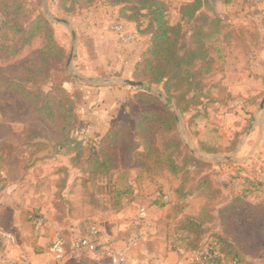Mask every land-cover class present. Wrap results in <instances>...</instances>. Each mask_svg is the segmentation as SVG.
I'll list each match as a JSON object with an SVG mask.
<instances>
[{
	"label": "trees",
	"instance_id": "16d2710c",
	"mask_svg": "<svg viewBox=\"0 0 264 264\" xmlns=\"http://www.w3.org/2000/svg\"><path fill=\"white\" fill-rule=\"evenodd\" d=\"M79 1L56 0L57 7L66 12L72 11L73 3ZM95 1L86 0L82 6L94 7ZM104 2L118 7V23L134 24L136 37L148 38L133 67L132 78L159 86L167 103L152 94L150 86L136 87L139 89L137 101L140 97L145 104L161 107L134 111L132 130L126 122L117 121L96 142L98 149L94 150L91 146L94 140L76 137L81 128L79 108L83 93L65 87V83H73L75 78L66 70L69 53L58 41L54 23L43 11L30 15L27 0H0V55L20 56L31 45H39L37 59H31L18 70L2 68L0 78L7 89L27 102L32 114L53 129L52 133H46L37 126L28 128L23 144L45 147V144L32 141L39 136L50 139L58 151L69 156L70 164L86 174L87 180L94 185L101 178L112 176L124 144L128 155L126 161L140 168L147 177L160 179L172 174L179 180L174 189L178 201L191 196L203 201L199 211L184 213L170 228L169 238L175 249L189 251L195 257L205 245V239L215 237L220 243L224 264H255L264 255V195L257 192L264 183L248 179L241 194L226 193L213 176V162L186 151L178 132V124L183 118L187 131L197 136L199 150L213 154L222 150L217 143V129L208 124L204 126V132L200 128L202 120L208 119L202 106L209 104L207 79L215 69L214 55L219 50L218 40L223 33L217 1L190 0L184 4L181 13L187 28L168 21L164 0ZM222 2L228 4L231 0ZM141 18L148 21L143 30ZM61 66H64L63 71H59ZM257 99L253 97L250 101L259 106ZM171 102L178 108L181 118L169 107ZM250 114L246 128L253 118V113ZM238 142L239 138H236L223 151H232ZM245 210L255 221H261L259 237L242 232ZM213 223L221 226L219 231L214 230L217 233L210 232ZM260 238L263 242H259Z\"/></svg>",
	"mask_w": 264,
	"mask_h": 264
},
{
	"label": "crops",
	"instance_id": "0c3cea01",
	"mask_svg": "<svg viewBox=\"0 0 264 264\" xmlns=\"http://www.w3.org/2000/svg\"><path fill=\"white\" fill-rule=\"evenodd\" d=\"M103 8L98 10L94 7L89 10L91 21L97 23L88 26L90 34L84 45L91 65L92 56L97 57L99 67L95 66V69L101 74V78H114L110 77L114 76V71L124 73V59L127 55L122 49L119 67L108 61L111 57L108 56L109 52L116 51L119 35L108 31L106 23L109 20L118 22L119 14L118 7L105 5ZM99 11H103L102 14ZM48 19L51 20L49 17ZM123 22L126 27H130L131 23ZM249 23L254 25L253 28L245 26L239 28L238 33L229 32L219 36V50L214 55L215 69L207 79L212 96L210 104L217 105L220 111L226 113V118L221 123H226L225 128L231 131L233 137L228 142L224 141L223 133L219 131L217 143L222 150L215 154L201 153L211 155V158L198 156L212 161L213 167L227 163L232 170L237 168L235 175L239 179L235 180L238 182L226 192L231 195L241 194L244 182L248 179L264 183V114L255 117L259 106L250 101L251 98L258 97L260 105L264 97V15L253 18ZM142 50L132 57V67L128 72L131 77L117 78H132L133 67ZM86 56L88 55L84 52L83 58ZM76 58L75 56L74 63ZM74 67L79 68L76 65ZM94 86L95 88H82L84 99L79 108L81 128L76 137L94 140L91 146L97 150L96 142L101 140L114 123L123 120L115 112L125 108L124 104L127 105L128 100L123 101L122 96L128 95L133 103L137 100L131 86ZM65 87L72 88L70 83H65ZM20 100L28 106L25 100ZM234 106H238L237 110L233 109ZM244 112L245 115H242ZM250 112L253 113V118L244 138H241L244 130L238 128V125L245 122L246 127L252 116ZM2 118L6 121L16 120L12 113H8L6 118L0 115V120ZM22 119L35 123L14 131V135L7 138V141L12 155L23 150L27 155L26 160L17 161L13 166L6 155L0 152V264H112L111 256L118 252L126 254L133 264L187 263L186 251L173 247L169 232L184 213L199 211L202 200L196 211L189 212L187 199L178 201L174 190L161 178L148 183L146 189L145 184L144 187L141 185V177L137 176L129 179V187L121 190L117 187L120 186V181L115 175L109 181L113 186L107 184L108 186L101 188L88 181L86 174L73 167L69 157L64 165L70 175L61 181L57 157L64 153L58 151L53 141L39 136L32 142L45 144V147L23 144L28 128L37 126L46 133H52L53 129L37 125L36 121L43 120L32 114L30 108L29 114ZM236 138H239L236 147L230 152L223 151ZM51 145L55 147L49 152ZM231 154L233 157L230 159L222 158ZM167 176L175 178L172 174ZM156 184L169 190L172 202L164 203L163 198L158 197L160 190L155 189ZM178 184L177 179L174 189ZM257 192L264 195V187ZM31 213L45 218L41 236L33 233V222L29 218ZM91 226L97 227L99 231L96 251L70 250L64 259L54 258L49 250L52 236L64 234L70 241L76 235L86 234Z\"/></svg>",
	"mask_w": 264,
	"mask_h": 264
},
{
	"label": "rangeland",
	"instance_id": "374dc122",
	"mask_svg": "<svg viewBox=\"0 0 264 264\" xmlns=\"http://www.w3.org/2000/svg\"><path fill=\"white\" fill-rule=\"evenodd\" d=\"M189 1L190 0H164L167 6V19L171 24L176 25L178 23H181L184 26V28L188 27V24L186 23V21L182 19L181 8L184 4L188 3ZM215 1H217L216 6L218 10L219 21L223 25L222 34L229 33V32L238 33L239 32L238 29L243 28L245 26H249L253 28L254 25L249 22L253 18H260L261 16L264 15V0H231V3H228V4L223 3L222 2L223 0H210V3L215 2ZM27 2L29 3V6H30L29 7L30 15L40 10V11H43L45 15L48 17H60V18H65L69 20L70 27L62 23H58L54 21L52 22L57 28L56 35H57L58 41L66 47L68 53H69V50L72 44V36H71L70 29L74 28L77 32V44H76L75 52L77 51L78 53H76L77 55L76 54L74 55V57L75 56L77 57L75 60L76 63H74V57H73L72 69L78 74H80L81 76L90 77V78H101V74L95 69V66L99 67L97 65L98 63L97 57L92 56L91 59H92L93 65H91V60H89L90 56L84 44L86 40L89 38L88 34H90L88 30L89 29L88 26L89 27L91 25L94 26L93 23L95 24L97 23V22L91 21L90 19L91 11L89 10L94 7L97 8L98 10L99 9L103 10L104 9L103 7L107 5L105 4L104 0H96L95 4L93 3L95 6L90 7V8L89 6L87 7L82 6V4L86 2V0H80L79 2L73 3V9L72 11H69V12H66L63 9L58 8L56 5L57 3L56 0H27ZM108 6H112V5L108 4ZM99 12H101L102 14L103 11H99ZM141 20H142L141 28L143 30L146 27L148 21L145 18H141ZM244 22H248V23L245 24ZM116 23L118 22L114 20L107 21L106 28L108 29V31H112L113 33L115 32L117 34V31L113 28V25ZM134 27L135 25L131 24L130 27H126V29L128 30V32L132 33L135 36V38L130 37V35L128 34L127 36L129 39H127V41L125 42L122 40H119L118 38L116 40L117 41L116 47H115L116 51L109 50L110 52L108 56H111V57H109L108 61L114 66L116 65L117 67H119L120 62H122L121 61L122 59L119 58L120 57L119 55H121V50L124 49L125 50L124 53L127 55L126 59H124V66H123L124 73L122 74L117 70V71H114V74H113L114 76H110V77H114V78L131 77L129 76L128 72H129V69L132 67V63H133L132 57L137 55V53L140 52L142 49H144L146 46L148 38L144 36L143 38L136 37L135 33L133 32ZM38 50H39V45L38 43H35L30 46L27 52H24L20 56L12 57L7 54L1 53L0 70H2V68H11L15 70L20 69L21 67L25 66L31 59L38 58V52H39ZM84 52H86L88 56L83 58ZM74 65H76L79 68L74 67ZM88 65L90 66V68H88ZM63 67L64 66L59 67V71H63L64 70ZM66 70L69 75L74 77L67 67H66ZM62 74L63 73L59 74V79L62 77ZM70 84L72 87L70 90L75 91L77 93H80V90H82L83 87L84 88L85 87L95 88L94 85L96 86L98 85L97 82H87V81L85 82V81L79 80L78 78H75L73 83H70ZM206 89L207 87L204 88V90ZM131 90L133 92V95H137L139 89L138 88L136 89V87H131ZM150 90H151V93L156 94V97H158L163 103H167L166 95H164L160 91L159 86L151 85ZM140 92L142 91L140 90ZM82 93L83 95L81 97V100L83 101L84 99L83 90H82ZM159 93L163 94V96H160ZM13 94L14 93H12L11 90L7 89L3 80L0 78V115L6 118V115L8 113H12L13 118L16 119L12 121H6L2 118L0 120V152L5 154L9 163L15 166L17 161L26 160L27 155L25 154L23 150H20L15 155H12V153L10 152L11 147L7 141V138L14 135V131L25 129L26 127H28L29 125H32L35 122H31L25 119L21 120L23 116H26V114H29V107L26 105L24 101H21L20 99H18V97H16V95H13ZM206 97H209L210 99L207 102L209 104L205 103L207 99L205 98L204 103L206 105H203L202 109L205 113L208 114V119L202 120V122L200 123L201 131L203 130L204 132V129H203L204 126L208 124L211 128L217 129L218 132L222 131L223 133L222 139L224 141H227V142L230 141L231 138L233 137V134L231 133V131L226 130L225 128L226 123L225 125L221 123L223 121V118H226L225 117L226 113L223 112L222 110L220 111V108H218L217 105L210 104L211 99H212L211 91H210V95ZM122 98H123V101L128 100L126 101L127 105L124 104L125 108L121 109L120 111L117 109L115 112L116 113L118 112L119 118L123 119L120 121H124L127 124H129L131 130L134 129V120L131 117L134 111L141 110V109L161 107V105L159 106V105L145 104L144 101L140 99V97L138 101H136L135 103H133L130 100V97L128 95L122 96ZM129 103L131 104V106H128ZM171 104H174V103L171 102L169 104V107ZM236 108H238V106H234L233 109L237 110ZM177 111L179 112L178 108H177ZM242 115H245V112L242 113ZM179 117L181 118L180 112H179ZM36 124L41 126L44 129L50 128L47 124H44L43 122H40V121H36ZM178 125H179L178 132L184 142L185 150L191 152L196 157H198L197 153H204V152H200L198 149L197 136L187 131L186 126H185V119L181 118L180 123ZM238 128H241L242 130H244L241 134L242 135L241 138H244V134L246 130L248 129L245 127V122L243 125L240 123L238 125ZM201 134L203 135L204 133H201ZM193 150L195 152H193ZM126 156L128 155L126 152L125 145L123 144L118 153V165L113 171L112 176L109 178H101L99 180V183H97V186L99 185V187L101 188L108 186L110 184L109 182L110 179L113 178V176L115 175L118 176V179L120 181V186H117V187L121 188V190H125L127 187H129V185L127 184L129 179H132L135 177L137 178V176L141 177L140 178L141 185L142 187H144V184H145L146 189L148 188L147 187L148 183L150 182L153 183L154 181L158 180V179H151L150 177H147L145 174L141 172L140 168L133 167L131 162L129 163L126 161ZM68 157L69 156L66 154H61L60 156L57 157V163H58L57 167H59V173H60L59 177L61 181L65 176L67 177V175H70L69 173L65 172V169H63V168H66L64 164L68 162ZM218 166L212 168L213 176H215V180L218 182V184L222 185V187L224 188V191L227 192L229 189L234 188L235 183L238 182L237 180H235L236 178L239 179V176L235 175L237 173V168H234L232 170L231 165L227 163H225L224 165H218ZM161 179L163 180L165 184H168L170 189L174 190V186L177 183L176 178H171L169 176H166ZM110 185L113 186V184H110ZM157 185L158 184H156V186ZM155 189L160 190L158 197L163 198L162 201L164 203L172 202L170 199V195L168 193L169 190L164 189L163 186H157ZM164 196H167V198L164 199ZM201 200L202 199L197 196L188 198L186 201L188 211L189 212L196 211L197 207L201 203ZM176 206H180V205H176ZM210 227H211L210 232H216L214 230L219 231L221 229V226L218 225L217 223L211 224ZM261 227H262L261 221L260 222L255 221L252 218L250 212L245 210L243 214V218L241 220L242 232L246 233L249 236L256 235L257 237H259ZM259 242H263L261 238ZM262 256L258 259V262H256L255 264H264V255ZM185 257H186L187 263H184V264H192L191 263L192 254L189 251L185 252Z\"/></svg>",
	"mask_w": 264,
	"mask_h": 264
},
{
	"label": "built area",
	"instance_id": "2783aa9c",
	"mask_svg": "<svg viewBox=\"0 0 264 264\" xmlns=\"http://www.w3.org/2000/svg\"><path fill=\"white\" fill-rule=\"evenodd\" d=\"M113 28L117 31L119 38L122 41H127L128 35L135 38V36L128 32L125 25L116 23ZM167 196H164L166 199ZM143 213V211H142ZM144 214V213H143ZM29 218L33 222V233L35 236H41L45 228V218L38 216L36 213H31ZM98 229L91 226L88 232L83 235H76L70 241L63 234H55L51 238L49 250L55 259L62 260L70 250L78 251H96L98 246ZM206 243L203 248L192 257V264H224L222 258L220 243L215 237L206 238ZM112 264H133L128 256L122 252L115 253L111 256Z\"/></svg>",
	"mask_w": 264,
	"mask_h": 264
},
{
	"label": "water",
	"instance_id": "95a60500",
	"mask_svg": "<svg viewBox=\"0 0 264 264\" xmlns=\"http://www.w3.org/2000/svg\"><path fill=\"white\" fill-rule=\"evenodd\" d=\"M52 21L54 22H58V23H62L65 24L66 26L70 27V22L69 20L65 19V18H60V17H49ZM71 36H72V44L69 50V54H68V58H67V62H66V67L70 70L71 74L75 77L78 78L79 80L82 81H87V82H97V84L99 85H125V86H131V87H148L150 86L148 82L145 81H140V80H135L132 78H90V77H85V76H81L80 74H78L77 72H75L72 69V61H73V57L75 55V50H76V44H77V32L74 28H71ZM160 96H163V94L159 93ZM170 107L173 109V111L175 112V114L177 116H179V112L177 111V108L174 104H171ZM264 114V97L262 98L260 105L258 107L257 112L255 113V117H259L262 116ZM248 132L246 133L247 136ZM54 145H51V148L49 150V152L54 150ZM193 152H195L193 150ZM197 156L199 157H204V158H211V155L208 154H201V153H197ZM233 157V154L231 155H224L222 156V158L225 159H230Z\"/></svg>",
	"mask_w": 264,
	"mask_h": 264
}]
</instances>
